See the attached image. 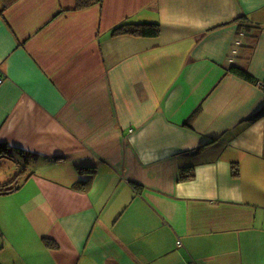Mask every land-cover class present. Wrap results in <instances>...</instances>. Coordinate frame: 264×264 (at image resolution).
I'll use <instances>...</instances> for the list:
<instances>
[{
  "label": "crops",
  "instance_id": "0c3cea01",
  "mask_svg": "<svg viewBox=\"0 0 264 264\" xmlns=\"http://www.w3.org/2000/svg\"><path fill=\"white\" fill-rule=\"evenodd\" d=\"M0 72V264H264V0H0Z\"/></svg>",
  "mask_w": 264,
  "mask_h": 264
},
{
  "label": "trees",
  "instance_id": "16d2710c",
  "mask_svg": "<svg viewBox=\"0 0 264 264\" xmlns=\"http://www.w3.org/2000/svg\"><path fill=\"white\" fill-rule=\"evenodd\" d=\"M16 0H3V7H7ZM76 1V7L78 9L86 8L98 3H101L103 0H75ZM244 19H247L245 17ZM161 32V27L158 22H151V21H143V22H124L120 25H118L114 29V34H133L137 36H142V37H157ZM232 72L237 74L238 76L244 78L245 80L249 82L256 83L258 82L256 77H254L250 72H248L245 69H242L240 67L233 66L231 68ZM16 152V151H15ZM17 152L20 154V157L18 158V161L22 162L23 161L27 164L29 162V159L31 156L29 154H25L22 150H17ZM26 168H22L17 174L16 177L13 178L11 181L0 185V192L6 193V192H11L14 190H17L22 186V182L18 181V178L21 177L23 174L22 172L25 171ZM235 173H238V168H235ZM193 171L192 169H182L180 178L183 177H192L193 176ZM84 184H88V182H83ZM86 185H83L85 187ZM82 187V188H83ZM45 242L48 246L54 247L56 246V243L52 241L49 238H45Z\"/></svg>",
  "mask_w": 264,
  "mask_h": 264
},
{
  "label": "rangeland",
  "instance_id": "374dc122",
  "mask_svg": "<svg viewBox=\"0 0 264 264\" xmlns=\"http://www.w3.org/2000/svg\"><path fill=\"white\" fill-rule=\"evenodd\" d=\"M14 162H6L3 165L0 166V176L2 179L6 180L7 178H10L12 175H15L18 173L17 167L13 164Z\"/></svg>",
  "mask_w": 264,
  "mask_h": 264
},
{
  "label": "built area",
  "instance_id": "2783aa9c",
  "mask_svg": "<svg viewBox=\"0 0 264 264\" xmlns=\"http://www.w3.org/2000/svg\"><path fill=\"white\" fill-rule=\"evenodd\" d=\"M3 80H4V75H2L0 72V85L2 84Z\"/></svg>",
  "mask_w": 264,
  "mask_h": 264
}]
</instances>
